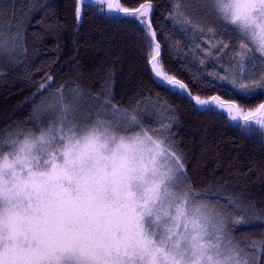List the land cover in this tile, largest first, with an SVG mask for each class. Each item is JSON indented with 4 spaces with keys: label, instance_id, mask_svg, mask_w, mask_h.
<instances>
[{
    "label": "snow or ice",
    "instance_id": "snow-or-ice-1",
    "mask_svg": "<svg viewBox=\"0 0 264 264\" xmlns=\"http://www.w3.org/2000/svg\"><path fill=\"white\" fill-rule=\"evenodd\" d=\"M128 3L73 0L74 17L79 23L95 7L97 15L138 25L155 77L242 128H264V103L252 110L219 96L201 99L168 76L151 0ZM181 7L177 0L183 15ZM183 7L194 16L210 13L264 60V0H183ZM228 83L244 95L264 94V83ZM110 88L92 97L87 112L57 90L61 99L42 110L57 116L53 124L0 140V264H261L264 241H250L249 255L230 233L255 226L254 219L264 227V217L248 215L244 201L196 192L171 137L145 128L135 108L113 103ZM203 199H225L240 215L229 220Z\"/></svg>",
    "mask_w": 264,
    "mask_h": 264
},
{
    "label": "trees",
    "instance_id": "trees-1",
    "mask_svg": "<svg viewBox=\"0 0 264 264\" xmlns=\"http://www.w3.org/2000/svg\"><path fill=\"white\" fill-rule=\"evenodd\" d=\"M151 2L168 76L201 99L219 96L252 110L264 103V94L244 95L228 83H264V60L252 44L210 13L192 15L183 0V15L175 11L177 0ZM126 6H137L136 0ZM142 36L138 25L97 15L95 7L77 23L73 0H0V140L19 130L36 135L39 126L53 124L57 116L51 111L45 116L41 107L46 97L50 105L57 103V90L75 96L79 90L80 109L87 112L95 106L92 97H102L110 85L113 103L135 108L145 128L171 137L196 192L244 201L240 207L249 208L248 215L254 210L264 217V128H242L220 110H204L177 94L153 75ZM225 199L201 201L229 220L238 218ZM253 223L230 233L249 255L250 241H264L261 221Z\"/></svg>",
    "mask_w": 264,
    "mask_h": 264
},
{
    "label": "rangeland",
    "instance_id": "rangeland-1",
    "mask_svg": "<svg viewBox=\"0 0 264 264\" xmlns=\"http://www.w3.org/2000/svg\"><path fill=\"white\" fill-rule=\"evenodd\" d=\"M63 93V92H62ZM63 96H64V99H65V101L66 102H73L74 100H79V107H80V105L82 104V100L79 98V97H77V96H75V95H71V94H63ZM56 98L57 99H61V97L60 96H56ZM58 100V101H59ZM57 101V102H58ZM57 104V103H56ZM50 105V100H49V98H45V100L42 102V107L41 108H46V107H48ZM81 110V109H80ZM82 112V111H81ZM44 113V112H43ZM45 114V116H46V113H44ZM18 132H24V131H22V130H19ZM18 132H15L14 134H12L11 135V133L8 135V137L11 135L13 138L15 137V134L16 133H18ZM39 134V133H38ZM38 134H36V135H38ZM201 203H204L205 202V200H204V202L203 201H200ZM206 203V202H205ZM168 226H171V225H168Z\"/></svg>",
    "mask_w": 264,
    "mask_h": 264
}]
</instances>
